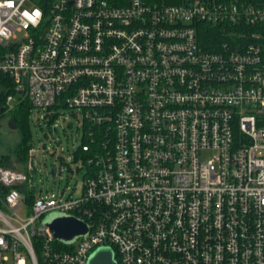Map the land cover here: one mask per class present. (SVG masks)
<instances>
[{
  "label": "built area",
  "instance_id": "built-area-1",
  "mask_svg": "<svg viewBox=\"0 0 264 264\" xmlns=\"http://www.w3.org/2000/svg\"><path fill=\"white\" fill-rule=\"evenodd\" d=\"M0 74L43 117L78 109L94 143L75 196L34 193L33 147L0 165V264L101 246L118 264H264V0H0ZM52 210L86 236L54 239Z\"/></svg>",
  "mask_w": 264,
  "mask_h": 264
},
{
  "label": "rangeland",
  "instance_id": "rangeland-1",
  "mask_svg": "<svg viewBox=\"0 0 264 264\" xmlns=\"http://www.w3.org/2000/svg\"><path fill=\"white\" fill-rule=\"evenodd\" d=\"M17 37V40L21 39L22 33L18 32ZM52 113L55 116L52 122H49ZM43 114L42 110L35 108L28 113L30 144L34 148L33 165L36 168L34 193L38 195L42 190L44 194L54 193L56 196L61 192L65 193V196L78 195L82 185L78 169L82 161L79 158L74 159V152L82 143L79 110L59 105L52 108L51 114L45 117ZM20 138V131L11 122L9 109L0 113V155H9L10 160L7 164L18 168H22L27 161L29 150L22 164L15 161L17 160L15 149ZM53 167L56 170L55 176L50 172ZM58 214L59 212L55 210L46 213L42 223Z\"/></svg>",
  "mask_w": 264,
  "mask_h": 264
},
{
  "label": "trees",
  "instance_id": "trees-1",
  "mask_svg": "<svg viewBox=\"0 0 264 264\" xmlns=\"http://www.w3.org/2000/svg\"><path fill=\"white\" fill-rule=\"evenodd\" d=\"M221 36H222V31L219 30L218 28L216 27L205 28L202 31V38L205 42L204 48L213 50L215 47L211 46L212 45L211 43L215 39H218ZM8 95H13L14 97V101L11 104L12 108L6 105V97ZM1 107H5L6 110L9 109L11 113V122L14 124V127L20 131L21 138L19 144L15 149V157L17 159L15 161L22 164L26 158L27 150L31 147L30 144L31 135L28 125V113L31 111L33 107L29 99L24 94H18L13 90L11 79L2 74H0V108ZM54 116L55 114L53 113L49 116V118H51L49 122H52V118L54 119ZM97 136H101V134L97 133L96 137ZM84 143L85 144L88 143L89 146H91L92 148L94 147V143H89L86 140V137L82 136L81 146ZM81 146L78 148L76 152H74V159L76 160L77 158H79L82 161V163L85 164L86 159L89 156H91V154L82 151ZM9 160H10L9 155H3V154L0 155V165L10 166L9 164H7ZM10 167H16V166L11 165ZM114 257L118 262V258L115 255V252H114Z\"/></svg>",
  "mask_w": 264,
  "mask_h": 264
},
{
  "label": "water",
  "instance_id": "water-1",
  "mask_svg": "<svg viewBox=\"0 0 264 264\" xmlns=\"http://www.w3.org/2000/svg\"><path fill=\"white\" fill-rule=\"evenodd\" d=\"M4 111L5 107H1L0 113H4ZM50 172L55 176L54 167ZM44 224L49 227L53 238L64 244H71L79 237L86 236L88 232L87 224L73 215L58 214L46 220ZM87 264H118V262L114 257L112 247L101 246L89 255Z\"/></svg>",
  "mask_w": 264,
  "mask_h": 264
},
{
  "label": "crops",
  "instance_id": "crops-1",
  "mask_svg": "<svg viewBox=\"0 0 264 264\" xmlns=\"http://www.w3.org/2000/svg\"><path fill=\"white\" fill-rule=\"evenodd\" d=\"M55 169V168H54ZM55 172H56V170H55ZM58 173L60 174V170H58ZM56 175V174H55Z\"/></svg>",
  "mask_w": 264,
  "mask_h": 264
}]
</instances>
